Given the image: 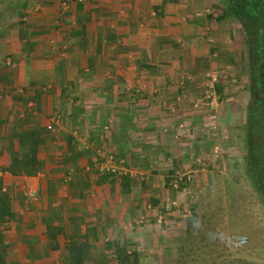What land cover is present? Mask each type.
<instances>
[{"label": "crops", "instance_id": "obj_1", "mask_svg": "<svg viewBox=\"0 0 264 264\" xmlns=\"http://www.w3.org/2000/svg\"><path fill=\"white\" fill-rule=\"evenodd\" d=\"M93 1L75 0L57 21H51L50 15L45 16L49 21L24 23L23 38H19V25L0 38V169L7 163L11 135L37 130L42 137L36 152L38 170L28 176L5 171L0 180L10 196L18 197L29 189L41 196L22 201L16 197L10 203L15 217L3 225L1 237L11 264L50 253L45 244L52 252L56 247L62 253L67 243L57 242L58 234L49 238V228L63 230L64 223L69 224V231L70 223H79L74 236L87 242L88 252L99 246L97 241L140 242L132 228L119 234L124 223H134L124 211L136 203L110 197L109 190L118 193L117 184L88 176L95 169L88 151L95 157L100 147L115 152L136 150L129 149L134 135L165 124L173 126L177 100L181 97L180 108H188L199 93L200 88L194 89L195 77L215 67L214 51L225 35L223 22L233 20L217 18L221 11L213 13L205 0L199 7L194 0H125L118 9L121 15L101 26L92 17L96 12ZM176 45L183 46L184 59L176 58ZM146 47L149 52H144ZM180 65L183 73L176 71ZM165 111L168 118L159 116ZM191 118L189 124L198 119ZM56 179L59 184L54 190L50 182ZM51 191L59 196L55 201ZM92 226L97 231L90 234ZM102 253L109 260L113 256L112 248Z\"/></svg>", "mask_w": 264, "mask_h": 264}, {"label": "rangeland", "instance_id": "obj_2", "mask_svg": "<svg viewBox=\"0 0 264 264\" xmlns=\"http://www.w3.org/2000/svg\"><path fill=\"white\" fill-rule=\"evenodd\" d=\"M74 1L27 0L24 9L21 6L13 9L2 6L0 38H5V34L15 25L21 27L17 31L21 36L19 38H23V33L27 31L24 23L29 25L49 21L45 16L50 15L51 21H57V18L63 16V12L66 13L73 6ZM109 1L111 0L93 1L96 12L93 11L92 17L101 26L106 22H113L117 15H121L118 9L125 2L112 0L108 4ZM194 1L197 2L195 6H203L199 4L203 0ZM205 1L211 5L213 13L221 11L220 0ZM223 23L225 35L223 43L214 51L217 61L215 67L212 66L213 69L202 71L195 77L194 85L197 88L194 89H200L189 102V107L180 108L183 107L180 97L173 114V126L165 124L160 128L144 129L140 134L134 135L137 136L136 139H129V149H138L132 152L146 157L145 161L131 163L128 152H119V149L115 152L100 147L95 157L88 151L91 162L109 160L113 167V171L109 173L115 175L114 183L119 191L116 193L114 189L109 190L110 197L116 195L122 203L126 197L131 203H136L134 206L128 205L124 211L128 212L134 223L121 224L124 228L119 234L127 233L130 228V231L139 234L140 242L127 239L139 251V264H264V194L257 190V187H261L257 185L259 181L250 176L247 170L248 155L245 154L248 152L247 141L254 144L252 137H247L252 121L249 107L252 93L248 85L252 49L248 47L237 20L226 19ZM175 49L179 54L176 58L184 59L183 46L176 45ZM146 50L147 47L144 52H149ZM1 63L0 61V65ZM148 64H151L150 61L144 62V65ZM180 66L177 73L184 71ZM197 66L199 71L203 70L201 62ZM216 88L219 89L218 96ZM196 101L197 105L194 104ZM159 116L168 118V111ZM192 116L198 119L189 124ZM188 117L191 119H187ZM259 128L263 129L261 124ZM261 136H264L263 131ZM152 137L157 140L147 141ZM151 145L156 147L152 148ZM261 147L264 150V145ZM109 156L111 157L108 158ZM95 169L89 170L91 172H87L88 176L97 178V173L101 172ZM120 175L127 176V179L121 182ZM55 184H59L58 179L50 182L53 189ZM55 196L59 197L56 191H51L50 198L55 201ZM16 197L17 195L10 196V203ZM17 198L20 201L36 198L40 200L41 196L35 190L33 196L27 191ZM150 199L155 201V205L147 207ZM108 223L111 224L109 221ZM70 224V231L66 229L69 224L65 223L61 226L63 230L51 231L52 235L58 234L56 241L61 245L71 238L77 239L74 233L79 230L80 225L73 222ZM102 230L103 228L99 229ZM95 231L89 233L93 234ZM71 234L72 237L69 236ZM122 240L112 239L118 243ZM106 242L108 241H97L99 246L88 252L83 264H106L109 259L107 254L102 253ZM0 243L4 264H8L10 262L1 233ZM44 247H49L50 253H41L39 258L33 255L30 262L23 264H70L66 246L62 247V253L56 247L57 251L54 252L51 246L45 244Z\"/></svg>", "mask_w": 264, "mask_h": 264}, {"label": "trees", "instance_id": "obj_3", "mask_svg": "<svg viewBox=\"0 0 264 264\" xmlns=\"http://www.w3.org/2000/svg\"><path fill=\"white\" fill-rule=\"evenodd\" d=\"M165 1V0H163ZM222 4L221 14L217 18H232L238 21L240 27L246 37L248 47L252 45L264 44V0H220ZM6 3V5H4ZM27 0H0V9L2 6L7 8L22 7L24 9ZM219 93V89L216 88ZM252 118V115H251ZM1 124V119H0ZM249 136L251 133L249 132ZM253 139V132H252ZM67 144L70 143V138L67 137ZM42 137L37 130H31L27 134L25 132H15L8 138L7 142V163L5 166L1 167V171H6L11 175H32L39 168V161L36 158L37 147L41 143ZM247 150L250 155H248L247 170H251L252 166L257 163V159H253L255 152L259 154V150L253 148L252 143L247 141ZM255 149V150H254ZM253 152V153H252ZM128 158L131 163L142 162L146 160V157L142 155H136L132 150L128 153ZM91 158V157H90ZM258 170V172H257ZM264 166L260 168L257 166L255 172L257 187L262 195L264 194ZM97 181L107 180L109 184H113L115 181V175L111 173H97ZM251 176V175H250ZM119 177V176H118ZM121 182L127 179V176L120 175ZM119 178L118 181H119ZM120 182V185L122 183ZM149 205L154 206L155 201L150 199ZM15 217V214L10 207V196L2 190V185L0 183V233L4 230L3 225L11 222ZM50 236L52 238L54 235L51 231H59L60 229L56 227L49 228ZM89 231H95V226L89 227ZM136 244V243H135ZM88 244L86 241H81V239L71 238L66 245L67 256L70 264H82L84 258L88 254ZM112 248L113 256L106 264H139V251L135 249L134 243L122 240L118 243L117 241H108L104 244L102 250ZM2 243H0V264H4L2 258Z\"/></svg>", "mask_w": 264, "mask_h": 264}, {"label": "flooded vegetation", "instance_id": "obj_4", "mask_svg": "<svg viewBox=\"0 0 264 264\" xmlns=\"http://www.w3.org/2000/svg\"><path fill=\"white\" fill-rule=\"evenodd\" d=\"M251 68L249 71V89L252 93V100L250 103V113L252 114V121H250L251 128L249 132H253V148L259 149V154L255 152L253 159H257L252 170H248L249 174L255 178V167L264 166V150L263 146L264 136H261L263 131L264 134V44L261 45H252L251 47ZM260 124L263 129L260 130ZM261 136V137H260ZM247 137H250L249 134ZM262 138V139H261ZM257 141V142H256ZM256 142V143H255ZM257 146V148L255 147ZM254 149V150H255ZM253 153V152H252ZM245 154L250 155L248 152Z\"/></svg>", "mask_w": 264, "mask_h": 264}, {"label": "built area", "instance_id": "obj_5", "mask_svg": "<svg viewBox=\"0 0 264 264\" xmlns=\"http://www.w3.org/2000/svg\"><path fill=\"white\" fill-rule=\"evenodd\" d=\"M47 129H50V125H47L46 127ZM111 156H109L108 158H110ZM109 160H104V162H96L95 163V168L101 172V173H107V172H112L113 171V167L109 164L108 162ZM5 171H1L0 170V180L2 179L3 177V174H4ZM29 195L30 196H33L34 194V190H30L29 189Z\"/></svg>", "mask_w": 264, "mask_h": 264}]
</instances>
